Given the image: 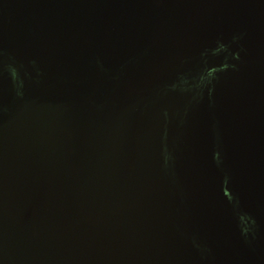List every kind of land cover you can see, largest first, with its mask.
I'll return each instance as SVG.
<instances>
[{"label":"water","instance_id":"95a60500","mask_svg":"<svg viewBox=\"0 0 264 264\" xmlns=\"http://www.w3.org/2000/svg\"><path fill=\"white\" fill-rule=\"evenodd\" d=\"M0 264H264V0H0Z\"/></svg>","mask_w":264,"mask_h":264}]
</instances>
